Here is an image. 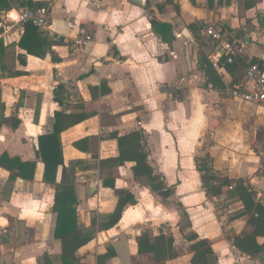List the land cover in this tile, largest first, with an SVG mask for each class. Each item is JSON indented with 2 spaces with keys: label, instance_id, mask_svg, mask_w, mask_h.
I'll use <instances>...</instances> for the list:
<instances>
[{
  "label": "crops",
  "instance_id": "0c3cea01",
  "mask_svg": "<svg viewBox=\"0 0 264 264\" xmlns=\"http://www.w3.org/2000/svg\"><path fill=\"white\" fill-rule=\"evenodd\" d=\"M22 1L14 0L11 9L1 13L4 17L14 16L20 10L28 9L21 6ZM32 1L43 3L49 13L48 28L39 31L49 39H62L66 46L52 48L61 59L59 63H52L49 55L44 59L26 55L23 65L20 59H24L25 53L17 44L24 26L21 31L8 34L0 28L4 49L0 89L5 116L14 114L21 122L14 131L6 126L0 128V156L7 154L21 162L35 161L38 137L50 133L53 112L57 110L52 91L62 84L72 106L80 107L70 108L67 113L76 111L87 116L57 139L63 166H72L78 227L93 235V239L76 254L80 264H97V256L105 253L107 246L113 248L115 257L105 264H155L146 231L173 238L176 256L165 264H190L193 252L185 239L191 234L208 242L217 259L215 264H247L251 261L232 244V238L241 235L249 219L244 213V204L235 219L247 221L241 229H234L235 236L227 239L224 234H228L227 226L222 227L218 216H223L224 212L216 211V206L229 197L237 198L235 186L243 180L226 177L225 184H219L214 168L216 163L228 157L227 151L238 149L241 143L242 147L248 144L255 148L259 156L257 178L253 184H257L258 189H253V202L264 206V181L259 175L264 154V107L243 103L235 96V87L243 82L250 65H257L264 71V27L261 24L264 0H244V6H239L238 2L237 13L235 0H225L227 6L223 9H217L216 0H147L145 9L126 0ZM156 6L162 8L160 12ZM151 20L169 25L173 38L166 35L168 41L163 42L151 28ZM193 24L204 26L200 30V47L196 41L195 46L189 47V70L183 58L185 39L178 34L185 28L196 40L188 29ZM210 27L223 30L229 40L234 39L242 48V54L230 63L234 65L230 72L223 69L221 63L230 65L224 60L214 68L209 60L213 48H204V56L221 81L217 88L206 83L196 56L205 46L203 35L206 37L205 30ZM83 33L90 34L93 40L81 48L73 39ZM9 52L15 55L17 63L12 72L5 63ZM49 71L53 77L52 90L27 85L19 87L22 79L45 80ZM16 72L24 75L11 76ZM20 90L25 92V98L22 106L17 107ZM37 102L40 112L35 122ZM92 104L97 108L90 109ZM133 132L144 136L148 165L171 190L170 198L161 199L137 182L130 162L101 171L100 160L117 156L116 137ZM85 138L90 139L88 153L73 147L74 142ZM185 146L191 172L188 178L183 167L182 147ZM93 154L96 160L92 159ZM206 156V176L212 178L213 187L219 189L216 196L207 195L201 181L199 167ZM165 166L173 173L169 183L163 170ZM42 174L43 166L36 162L33 180L18 178L13 182V190L22 192L21 197L26 201L3 203V210L13 215L14 227L10 229L11 225L0 218L4 222L1 233L8 237L0 243L2 264H24L22 262L36 261L45 255L50 258L60 255V243L53 237L56 223V216L51 212L54 187L42 182ZM0 176L7 181L9 172L0 168ZM108 178L115 189L129 192L135 205L124 207L115 227L99 231L104 217L114 211L118 201L114 190L103 186V181ZM23 226L32 228L26 231L25 237L37 233L27 244L24 239H17V231ZM137 237H141L145 245L143 254H138ZM181 238L184 243L180 242ZM258 241L261 243L264 239ZM5 248L8 249L6 253ZM178 248L182 250L180 255ZM184 257L190 260L184 262Z\"/></svg>",
  "mask_w": 264,
  "mask_h": 264
},
{
  "label": "trees",
  "instance_id": "16d2710c",
  "mask_svg": "<svg viewBox=\"0 0 264 264\" xmlns=\"http://www.w3.org/2000/svg\"><path fill=\"white\" fill-rule=\"evenodd\" d=\"M13 2L14 0H0V23L4 20V15L1 12L10 10ZM21 6L33 10L43 7V3L23 0ZM156 8L159 12L162 9L159 6H156ZM261 24L264 27V21ZM150 25L163 42L168 41V35L173 38L169 25L157 23L154 20L150 21ZM203 26L204 25L199 26L197 24L188 26L191 33L196 36L195 41L199 47L202 40L200 30L203 29ZM1 31L0 29V33ZM230 41H234V39ZM17 46L25 53L23 55L24 59H20V63L24 65L26 55L39 59H44L46 55H49L52 63H59L61 59L54 53L52 48L55 46H66V44L59 38L49 39L36 27L26 24L23 27V32ZM3 56L4 49L0 41V71L3 70ZM197 64L199 70L205 76L206 83L212 84L213 88L219 87L221 82L220 78L214 72L211 64L204 55L200 54L197 56ZM221 65L224 70L229 72L234 67L233 64L224 65L221 63ZM23 75V73L16 72L11 76L20 77ZM84 76L85 75L80 78ZM22 80L30 81L34 79ZM25 86L26 85H20L19 87ZM68 96V91L62 84L57 85L53 89L52 101L57 106V110L53 112V122L51 124L50 133L38 137V149L35 151V161L21 162L18 158H11L7 154H2L0 156V168L9 172V180L15 181L18 178L26 181L33 180L36 162H40L43 166L42 182L54 187L51 212L56 216V223L53 237L60 243V255L55 258H50L47 255L43 256V264H80L79 258L76 255L78 250L93 239L92 233H86L78 227V202L74 192L72 166H63L57 140L61 133L83 122L87 118V116L81 112L75 111L67 113L70 108H74L75 110L80 109L79 106H72ZM24 98L25 92L20 90L16 104L17 107L22 106ZM39 112L40 103L37 102L34 110L35 122L37 121ZM20 123V119L14 114L5 116V104L2 101L0 89V128L6 126L14 131L19 127ZM116 139L117 156L106 160H100L99 167L101 171L104 168L115 169L118 166L130 162L133 164L131 170L137 182L142 186L148 187L161 199L166 200L170 198L171 190L165 186L161 177L155 175L153 169L148 165L147 144L144 136L140 132H133L128 135L116 137ZM89 141V138L78 140L73 143V147L80 152L88 153L91 150L89 149ZM207 158L206 156L201 159L203 161L202 166L199 167L201 181L203 187L206 188V194L216 196L219 193V189L213 187L212 178L206 176L208 169L204 162ZM92 159H97L95 154L92 155ZM110 180L111 178L105 179L103 181V186L113 189L118 201L114 211L104 217L102 223L99 225V231H107L115 227L122 217L124 207L126 205H135L132 195L124 189H115ZM235 187L240 191V195L244 200V213L249 215V219L241 235L232 238V244L241 254L248 256L251 261L264 264V241L261 243L258 241V239H264V206L253 202L255 195L253 192L243 189L239 184ZM146 234L148 235V247L155 258V264H165L167 260L176 256L172 237H166L161 234L157 236L151 231H146ZM185 240L190 245V249L193 252L190 264L216 263L217 259L206 240L199 239L196 234L187 236ZM136 243L138 254H143L145 245L142 238L137 237ZM113 257H115L113 248L107 246L105 253L97 256V264H105L107 260Z\"/></svg>",
  "mask_w": 264,
  "mask_h": 264
},
{
  "label": "rangeland",
  "instance_id": "374dc122",
  "mask_svg": "<svg viewBox=\"0 0 264 264\" xmlns=\"http://www.w3.org/2000/svg\"><path fill=\"white\" fill-rule=\"evenodd\" d=\"M215 0H213L214 2ZM217 1V9H223L225 8V6H227L225 4V0H216ZM238 2H240L239 6H244V0L242 3V0H235V5L236 7H234V10L236 9V13H237V9L239 7H237V5L239 4ZM243 4V5H242ZM204 47H202L201 50H199L196 54V56L202 54V55H206L204 54L206 52V50L204 49L209 48L210 50H212L211 47V43L208 40V38H206L204 35ZM194 54V53H193ZM195 56V55H194ZM5 63H6V67L8 69V71L12 72L13 70H15L17 68V63L15 60V55L11 52L8 53V55H6V59H5ZM7 72L4 73V75H6ZM192 75L194 74L193 72L191 73ZM188 79H190V76L188 77ZM42 90H46V89H42ZM35 91V90H34ZM30 92V91H29ZM10 94V92H9ZM32 95V94H31ZM10 96V95H9ZM15 97H17V95H15ZM97 108L96 104H92L89 108L93 109ZM13 111V109H12ZM236 134V133H235ZM225 139V137H224ZM242 143L240 145V147L238 149H234L232 151H227L228 153V157L225 160H221L219 161V163H216V166L214 168V171L216 173V175L218 176L217 178L219 179L218 182H220L219 184H225V178L226 177H231L232 179H240L243 181H239L237 182V184L241 185V187L245 190L251 191L253 193H255V191H257L258 189V185L257 184H253L255 179L257 178V165H258V160L257 157L259 156L258 151L255 148H251L250 145H245L244 147H242ZM187 147H182V154H183V167L185 169V177L188 178L187 175H189V164H188V160L186 159V154H187ZM240 153V156H237V154ZM164 173L166 174V179L167 182L169 183L171 181L172 178V169L168 168L167 166H165L163 168ZM191 173V172H190ZM227 179V178H226ZM228 180V179H227ZM14 181H11L9 179L6 178H2L0 176V218H4L8 224H10V229H13L14 225H13V215L10 214L7 210H3L4 208V204H7V202H9V204H13L15 201H20L25 202L26 199L24 197H21L22 192L19 193L15 192L14 189ZM222 182V183H221ZM229 184V183H228ZM229 188V187H228ZM255 189V191L253 190ZM225 191H227V189H225ZM234 196L235 197H229V199H227L226 201H224L222 204H219L218 206H216V211L217 212H224V215L222 216V214L218 215L220 218V223L222 225L223 228H225V226H227V231L228 234L225 232V237L226 239L229 237H233L235 236V232L234 229L236 230L241 229L244 226V222H246V219H235L237 217V215L242 211V205H243V198L240 195V191L236 188L234 190ZM217 216V217H218ZM239 217V216H238ZM4 222L2 221V219H0V243H2L3 239H8V237H5V234L1 233V229ZM235 227V228H234ZM25 231H24V230ZM23 229L21 231H17V239L21 240L24 239V241H26V244L29 243V239H35L36 234L35 232H33V234L29 235L28 237H25V235L27 234L26 231L27 230H31L32 228L28 227L25 229V226H23ZM32 232V231H31ZM16 239V240H17ZM180 242H183V238L179 239ZM49 247V246H48ZM50 250H53V247H50ZM182 250H180V248H178V255H180V252ZM8 252V249L5 248L4 253ZM43 258L44 257H40L38 262L37 260H28V261H24L22 263L24 264H43ZM189 259V257H184L183 261L187 262ZM0 264H2L0 262ZM14 264V263H13ZM247 264H253L251 261H249Z\"/></svg>",
  "mask_w": 264,
  "mask_h": 264
},
{
  "label": "built area",
  "instance_id": "2783aa9c",
  "mask_svg": "<svg viewBox=\"0 0 264 264\" xmlns=\"http://www.w3.org/2000/svg\"><path fill=\"white\" fill-rule=\"evenodd\" d=\"M49 13L44 7L37 9H22L15 13V16L6 15L0 28L8 34L12 31H21V27L30 24L40 31L48 28ZM205 35L210 39L213 51L209 57L214 68L224 60L225 63H233L242 54L241 45L230 41L227 36L217 28H206ZM93 37L88 33L79 34L74 37V44L78 47H85ZM235 96L243 103L264 107V71L257 65H250L246 70L244 80L236 87ZM260 179L264 181V154L260 162ZM264 191V189L262 190Z\"/></svg>",
  "mask_w": 264,
  "mask_h": 264
},
{
  "label": "water",
  "instance_id": "95a60500",
  "mask_svg": "<svg viewBox=\"0 0 264 264\" xmlns=\"http://www.w3.org/2000/svg\"><path fill=\"white\" fill-rule=\"evenodd\" d=\"M142 9H145L147 7V0H126ZM177 35V34H176ZM179 37H182L185 39V44H184V50H183V58L185 59L188 69L191 70V61H190V45L191 46H195V40L193 39L192 35L189 33V31L187 29H183L179 34ZM19 84L21 85H27L29 87H36L38 89H48V90H52L53 88V77H52V73L49 71V73L47 74V77L45 80H22L19 81Z\"/></svg>",
  "mask_w": 264,
  "mask_h": 264
},
{
  "label": "bare ground",
  "instance_id": "6f19581e",
  "mask_svg": "<svg viewBox=\"0 0 264 264\" xmlns=\"http://www.w3.org/2000/svg\"><path fill=\"white\" fill-rule=\"evenodd\" d=\"M14 16H15V14H14ZM35 81H37V80H35Z\"/></svg>",
  "mask_w": 264,
  "mask_h": 264
}]
</instances>
